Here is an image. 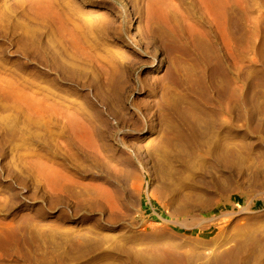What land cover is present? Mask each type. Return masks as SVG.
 <instances>
[{
    "label": "rangeland",
    "instance_id": "obj_1",
    "mask_svg": "<svg viewBox=\"0 0 264 264\" xmlns=\"http://www.w3.org/2000/svg\"><path fill=\"white\" fill-rule=\"evenodd\" d=\"M0 264H264V0H0Z\"/></svg>",
    "mask_w": 264,
    "mask_h": 264
},
{
    "label": "bare ground",
    "instance_id": "obj_2",
    "mask_svg": "<svg viewBox=\"0 0 264 264\" xmlns=\"http://www.w3.org/2000/svg\"><path fill=\"white\" fill-rule=\"evenodd\" d=\"M148 133V131H145V133H142V134H147Z\"/></svg>",
    "mask_w": 264,
    "mask_h": 264
}]
</instances>
